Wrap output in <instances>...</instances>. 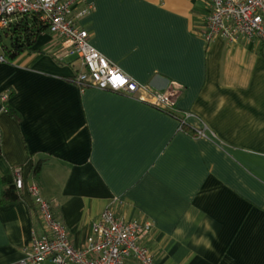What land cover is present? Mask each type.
<instances>
[{
  "label": "crops",
  "instance_id": "crops-1",
  "mask_svg": "<svg viewBox=\"0 0 264 264\" xmlns=\"http://www.w3.org/2000/svg\"><path fill=\"white\" fill-rule=\"evenodd\" d=\"M87 2L94 10L80 25L91 45L154 91L182 85L178 112L81 91V62L46 33L32 52L0 63V102L7 96L19 113H0V198L2 179L21 169L77 249L111 207L153 223L143 243L154 264H264V45L207 42V0ZM20 194L0 204V264L25 259L43 234Z\"/></svg>",
  "mask_w": 264,
  "mask_h": 264
},
{
  "label": "built area",
  "instance_id": "built-area-1",
  "mask_svg": "<svg viewBox=\"0 0 264 264\" xmlns=\"http://www.w3.org/2000/svg\"><path fill=\"white\" fill-rule=\"evenodd\" d=\"M209 14L204 24V38L211 42L222 38L229 44L241 41L264 45V0H207ZM94 10L87 0H0V34L9 32L26 15L37 17L48 34L59 42L64 57H77L84 71L75 78L81 91L97 88L127 95L141 103L167 112H178L175 101L184 87L171 83L163 91L137 82L124 73L90 43V36L80 21ZM0 63H5L0 56ZM3 97L2 101H7ZM190 116L184 112L179 118L181 127ZM206 137L205 131H197ZM15 187L19 193L27 191L38 210L43 234H34L26 250V257L15 264H127L135 259L140 264H154V256L143 242L154 225L150 221H127L113 208H107L93 224L83 249L73 246L69 233L55 217L52 204L42 196L40 187L26 185L21 169L14 171Z\"/></svg>",
  "mask_w": 264,
  "mask_h": 264
},
{
  "label": "trees",
  "instance_id": "trees-1",
  "mask_svg": "<svg viewBox=\"0 0 264 264\" xmlns=\"http://www.w3.org/2000/svg\"><path fill=\"white\" fill-rule=\"evenodd\" d=\"M48 33L47 28L41 25L35 16H23L9 32L0 34L1 54L5 59V63L13 64L23 54L33 51L39 38ZM3 37L10 40V45L3 44ZM6 113L14 119H19V113L7 103H3ZM8 184L4 189L0 204L17 202L22 199L21 194L15 187L14 174L2 179Z\"/></svg>",
  "mask_w": 264,
  "mask_h": 264
},
{
  "label": "rangeland",
  "instance_id": "rangeland-1",
  "mask_svg": "<svg viewBox=\"0 0 264 264\" xmlns=\"http://www.w3.org/2000/svg\"><path fill=\"white\" fill-rule=\"evenodd\" d=\"M3 44L6 45V46H9L10 45V40L6 37H3ZM1 49H0V54H1ZM2 103H4V101H1Z\"/></svg>",
  "mask_w": 264,
  "mask_h": 264
},
{
  "label": "water",
  "instance_id": "water-1",
  "mask_svg": "<svg viewBox=\"0 0 264 264\" xmlns=\"http://www.w3.org/2000/svg\"><path fill=\"white\" fill-rule=\"evenodd\" d=\"M4 110L3 104L0 102V113Z\"/></svg>",
  "mask_w": 264,
  "mask_h": 264
}]
</instances>
